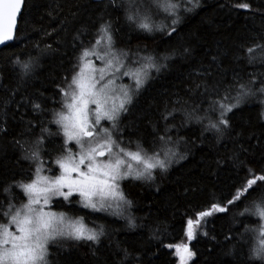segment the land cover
I'll return each instance as SVG.
<instances>
[{"label": "snow or ice", "instance_id": "1", "mask_svg": "<svg viewBox=\"0 0 264 264\" xmlns=\"http://www.w3.org/2000/svg\"><path fill=\"white\" fill-rule=\"evenodd\" d=\"M102 3L106 11L91 29L76 30L72 38L76 54L51 97L40 92L17 100L19 89H8V94L0 95V113L7 117L11 112L13 119L20 117L21 130L10 143L18 159L28 165L19 179L14 175L11 180H0V264H52V245L62 246L65 241L99 244L106 235L104 226L89 224L79 210L106 213L135 229L137 218L131 214L134 201L124 191L123 182L154 181L157 172L166 173L173 163L185 159L182 145L191 143L195 147L196 141L185 139L180 129L197 125L200 134L196 139L207 140L206 134H210L219 144L234 135L239 137L233 117L244 105L258 106L257 119L264 121V72L233 73L231 79L213 81L212 72L205 71L197 73L200 82L194 81L184 96L177 94L175 100L164 101L147 146L139 138H126L122 117L152 74L167 68L165 61L173 59L176 52L160 54L147 47H118L117 22L122 19L130 28L148 35L161 32L172 37L184 15L201 7V0ZM25 5L26 0H0V45L17 39ZM234 6L250 7L248 3ZM84 32H88L87 42L82 39ZM44 35L52 33L45 31ZM36 47L39 54L29 55L27 60L20 53L8 57L13 69H19L15 74L21 81L31 78L41 56L55 51L51 44L43 49L38 44ZM183 54H190V49L184 48ZM234 57L249 65L264 66V36L241 45ZM13 104L17 105L15 111H11ZM20 107L30 109V119L24 118ZM8 133L5 119L0 123V134ZM232 163L238 173L246 171L251 178L226 205L210 201L196 210L194 217L188 216L182 224L183 233L188 242L198 235L219 242L206 229L212 222L209 218H219L218 214H227L232 207L247 202L238 213L244 218L240 221L243 230L230 228L229 233L238 236L226 235L225 241L241 247L238 264H264V172L257 175L238 154ZM56 206L63 210L53 211ZM251 218H256L257 227L244 224ZM157 235L158 229L153 238ZM250 237L257 243L245 253ZM164 247L174 249L177 264H189L195 256L189 243H167ZM115 255V264H140L138 257L119 244Z\"/></svg>", "mask_w": 264, "mask_h": 264}, {"label": "trees", "instance_id": "2", "mask_svg": "<svg viewBox=\"0 0 264 264\" xmlns=\"http://www.w3.org/2000/svg\"><path fill=\"white\" fill-rule=\"evenodd\" d=\"M240 3H248L250 7L234 6ZM52 10L55 11L49 16ZM104 11L102 2L92 0H26L17 39L0 50V95L8 94V89H19L17 100L40 92L51 97L76 54L72 39L76 30L91 29ZM113 19H117L115 14ZM116 28L118 47H147L160 54L176 52L173 59L165 61L167 68L152 74L153 78L134 97L129 111L122 117L121 127L126 131V138H139L145 146L152 138L164 101L175 100L177 94L184 96L194 81L200 82L198 72L211 71L213 81L231 79L233 73L264 72V66L259 63L249 65L234 57L241 45L251 43L253 37L264 36V0H201V7L184 15L172 37L161 32L151 35L138 32L122 19ZM45 31L52 35L45 36ZM82 39L87 42L88 32L83 33ZM37 44L39 49L51 44L55 51L41 56L31 78L21 81L15 74L19 69H13L8 57L13 53L22 54L25 60L29 55L36 56L39 54ZM184 48L190 49V54H183ZM16 108L17 105L13 104L11 111ZM258 111L255 105H244L238 110L233 123L239 137L234 135L219 144L210 134H206L209 135L207 140L196 139L200 134L197 125L180 129L185 139L196 141L195 147L191 143L182 145L185 159L173 163L166 173L157 172L154 181L123 182L124 191L134 201L131 214L137 218L138 227L130 229L125 220L106 213L79 210L89 224L103 225L106 235L99 244L65 241L62 246H50L52 264H115L117 244L131 251L133 257H138L140 264H177L174 249L164 247L167 243H189L195 253L189 264H238L241 247L227 243L225 236H238V233H229V229L241 228L240 221L244 218L238 213L247 202L232 207L227 214H218L219 218H209L212 222L206 225V229L219 242L203 235L188 242L182 224L210 201L226 205L243 182L251 178L246 171L238 173L233 166L235 154L257 175L264 172V121L257 119ZM19 112L25 119L31 118L30 109L20 107ZM5 119L9 122V133L7 136L0 134V180H11L14 175L19 179L28 165L18 159L19 154L10 141L21 130L20 117L13 119L11 112L7 117L0 113V123ZM176 123H180L179 118ZM173 135H176L175 131ZM53 209L63 210L58 206ZM255 219L244 220V224L257 227ZM157 229L159 235L153 238ZM256 243L250 237L243 251L246 253L248 247Z\"/></svg>", "mask_w": 264, "mask_h": 264}, {"label": "water", "instance_id": "3", "mask_svg": "<svg viewBox=\"0 0 264 264\" xmlns=\"http://www.w3.org/2000/svg\"><path fill=\"white\" fill-rule=\"evenodd\" d=\"M94 2H102V0H92ZM14 41L7 42L5 45H0V50L3 49L4 47L12 44Z\"/></svg>", "mask_w": 264, "mask_h": 264}, {"label": "rangeland", "instance_id": "4", "mask_svg": "<svg viewBox=\"0 0 264 264\" xmlns=\"http://www.w3.org/2000/svg\"><path fill=\"white\" fill-rule=\"evenodd\" d=\"M97 63H98V62H97ZM124 82L126 83V82H127V80H125ZM52 210H53V211H56V210H54V209H52Z\"/></svg>", "mask_w": 264, "mask_h": 264}]
</instances>
